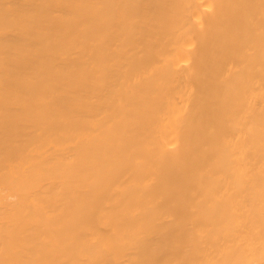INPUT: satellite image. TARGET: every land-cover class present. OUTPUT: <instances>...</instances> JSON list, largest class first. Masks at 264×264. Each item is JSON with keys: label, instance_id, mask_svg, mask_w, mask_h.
Returning <instances> with one entry per match:
<instances>
[{"label": "bare ground", "instance_id": "1", "mask_svg": "<svg viewBox=\"0 0 264 264\" xmlns=\"http://www.w3.org/2000/svg\"><path fill=\"white\" fill-rule=\"evenodd\" d=\"M0 264H264V0H0Z\"/></svg>", "mask_w": 264, "mask_h": 264}]
</instances>
